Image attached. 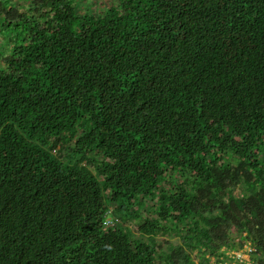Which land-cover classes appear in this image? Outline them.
<instances>
[{
  "label": "trees",
  "instance_id": "obj_1",
  "mask_svg": "<svg viewBox=\"0 0 264 264\" xmlns=\"http://www.w3.org/2000/svg\"><path fill=\"white\" fill-rule=\"evenodd\" d=\"M91 1L0 0V264H264V0Z\"/></svg>",
  "mask_w": 264,
  "mask_h": 264
},
{
  "label": "clouds",
  "instance_id": "obj_2",
  "mask_svg": "<svg viewBox=\"0 0 264 264\" xmlns=\"http://www.w3.org/2000/svg\"><path fill=\"white\" fill-rule=\"evenodd\" d=\"M112 221H116L114 218H112L109 214H107V218L105 220V222L103 223L104 226H110L111 222ZM237 252H240V253H237ZM251 252V248L246 244L242 247V249L236 251V252H226L227 253V256L229 255L232 259L231 260H234L236 259V261L240 262L241 263V260H242V255L241 253L243 254H246L247 255V261L243 260L244 262H248V254ZM220 264V263H219ZM234 264V263H233Z\"/></svg>",
  "mask_w": 264,
  "mask_h": 264
},
{
  "label": "rangeland",
  "instance_id": "obj_3",
  "mask_svg": "<svg viewBox=\"0 0 264 264\" xmlns=\"http://www.w3.org/2000/svg\"><path fill=\"white\" fill-rule=\"evenodd\" d=\"M102 1H103V0H98L97 2H99V3L101 4ZM86 2L91 3L92 1H91V0H88V1H87V0H86ZM83 3H84V2H83ZM95 8H98V6L96 5ZM169 236H170V235H169ZM169 236H167L168 239L170 238V239H172L173 241H176V240H174L175 238H174L173 236H172V237H169ZM237 253H240V252H237ZM241 255H242V257H241L242 260L247 261V255H246V254H243V253H241ZM210 261L213 262V259H210ZM237 262H238V261H236V259H234V260L231 261L230 264H233V263L236 264ZM238 263H240V262H238Z\"/></svg>",
  "mask_w": 264,
  "mask_h": 264
}]
</instances>
